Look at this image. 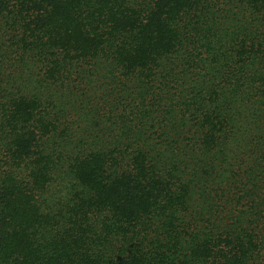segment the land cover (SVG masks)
Masks as SVG:
<instances>
[{
    "label": "trees",
    "instance_id": "16d2710c",
    "mask_svg": "<svg viewBox=\"0 0 264 264\" xmlns=\"http://www.w3.org/2000/svg\"><path fill=\"white\" fill-rule=\"evenodd\" d=\"M0 264H264V0H0Z\"/></svg>",
    "mask_w": 264,
    "mask_h": 264
}]
</instances>
